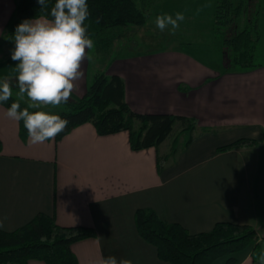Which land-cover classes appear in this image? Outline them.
Here are the masks:
<instances>
[{"label":"crops","instance_id":"crops-1","mask_svg":"<svg viewBox=\"0 0 264 264\" xmlns=\"http://www.w3.org/2000/svg\"><path fill=\"white\" fill-rule=\"evenodd\" d=\"M161 14H211L213 0H163ZM174 8V9H173ZM16 10V0H0V42ZM201 25H205L201 23ZM212 31V23H210ZM260 27L264 38V0ZM194 30L203 29L193 26ZM11 56L0 60V80L18 72ZM12 68V70H8ZM83 77L72 96L86 94L91 80L89 49L81 65ZM14 71V72H13ZM110 75L125 83L126 101L143 114L195 118L200 129L194 141L158 170L151 147L134 150L128 131L100 135L84 123L60 140L32 143L20 135V121L8 118L0 104V223L13 231L39 213L52 215L66 227H91L96 237L72 249L80 264L102 258L130 259L132 264H170L158 256L136 225V212L151 208L169 223L191 233L210 232L221 221L247 224L264 239V66L244 72H223L184 49L167 48L115 60ZM240 138L258 141L255 148L218 153ZM255 243L235 255L237 264H259ZM228 257L214 264H228ZM29 264H47L32 260Z\"/></svg>","mask_w":264,"mask_h":264},{"label":"trees","instance_id":"trees-1","mask_svg":"<svg viewBox=\"0 0 264 264\" xmlns=\"http://www.w3.org/2000/svg\"><path fill=\"white\" fill-rule=\"evenodd\" d=\"M153 2L87 0L89 16L84 24L87 35L93 41L89 60L90 72L92 65L94 71L84 96L78 98L71 95L68 103L60 105L61 111L51 113L68 121L67 127L54 140L62 139L76 127L89 122L100 135L128 131L132 148L142 150L159 148L176 127H180L171 152L158 155V170L163 171L171 157L194 141L198 130H202L203 134L214 131L212 128L200 129L198 121L192 117L143 114L132 110L126 101L124 80L108 73L115 60L139 53H125L122 49L130 47L128 42L131 43L134 35L147 25L153 15L150 11ZM54 3L55 0H47L48 8L41 9L37 0H16V10L0 42V60L11 56L15 49L17 25L25 19L41 16L51 19L50 10ZM261 12L262 0H215L212 33L215 37H222L223 64L220 66L223 72H244L264 66V62L257 61L258 48L264 41L260 27ZM13 80L12 97L0 104L9 108L13 102H19L23 110L29 103L19 98V89ZM24 98L29 100L26 94ZM37 110L42 109L29 108L30 112ZM20 135L24 141L29 137L23 120L20 121ZM257 146L256 139L240 138L220 146L217 151L221 153ZM2 151L0 139V153ZM136 225L140 235L157 248L158 256L170 264H214L222 257H228V264H237L235 255L253 243V259L260 261L257 231L247 224L221 221L210 232L191 233L179 223L163 220L151 208H140L136 212ZM94 237V228L61 226L52 215L39 213L16 230L0 228V264H29L32 260L47 264H80L72 245Z\"/></svg>","mask_w":264,"mask_h":264},{"label":"clouds","instance_id":"clouds-1","mask_svg":"<svg viewBox=\"0 0 264 264\" xmlns=\"http://www.w3.org/2000/svg\"><path fill=\"white\" fill-rule=\"evenodd\" d=\"M41 9H47V0H37ZM51 19L46 16L25 19L17 25L14 40L15 49L11 59L18 61L15 77L18 96L25 94L31 101L21 110L19 102H13L5 115L24 122L32 143H43L54 139L67 127L68 121L58 114L44 110L30 112L29 108L59 106L69 102L77 81L83 77L81 65L86 59V49L93 46L84 24L89 16L87 0H55L50 10ZM185 19L182 13L159 15L156 26L164 31L169 25L172 30ZM12 97L11 78L0 80V102ZM0 223V227H2ZM100 264H132L130 259L115 256L102 258Z\"/></svg>","mask_w":264,"mask_h":264},{"label":"rangeland","instance_id":"rangeland-1","mask_svg":"<svg viewBox=\"0 0 264 264\" xmlns=\"http://www.w3.org/2000/svg\"><path fill=\"white\" fill-rule=\"evenodd\" d=\"M162 1L163 0H154L153 5L150 8V11L153 13V15L150 16L147 25L141 28L140 31L136 35H134L131 43L128 42L130 47H125L124 49H122V52L126 53L135 51L137 53H147L160 51L167 48H177L187 50L193 55H196L200 59L206 61L207 63L213 65L223 64L222 37H220L219 35V37H215L212 31H210L209 27L210 23H212V18L214 15L215 0H213L214 5L211 14L207 13L200 16H188L186 14H183L185 19L178 22L179 27L177 29L172 30L171 26L169 25L164 31H161L156 26L157 16L172 15L173 18H175L176 13L166 12L164 14H161L160 8L163 7ZM200 22L204 23L205 25H201ZM193 26H197L198 28H204L206 26V30H194ZM117 49L119 50L120 47H118ZM257 61L264 62V41H262L258 48ZM14 63L17 64L16 62ZM8 70L11 71L12 68H8ZM16 71L18 72L17 67L15 68V72ZM93 71L94 68L92 65L90 74H93ZM23 100H25L27 103H31L30 100H27L25 98H23ZM41 109L49 113H56L61 111L62 107L60 105H46L42 106ZM179 131L180 127H176L175 132L162 144L161 150L163 152L166 150V148L169 149L172 146L173 140L177 136ZM258 199L260 202L264 201L263 195H259Z\"/></svg>","mask_w":264,"mask_h":264},{"label":"water","instance_id":"water-1","mask_svg":"<svg viewBox=\"0 0 264 264\" xmlns=\"http://www.w3.org/2000/svg\"><path fill=\"white\" fill-rule=\"evenodd\" d=\"M261 254L259 264H264V239L260 242Z\"/></svg>","mask_w":264,"mask_h":264}]
</instances>
